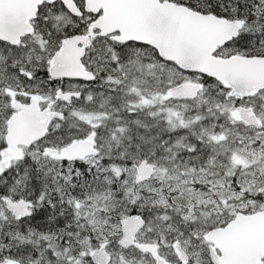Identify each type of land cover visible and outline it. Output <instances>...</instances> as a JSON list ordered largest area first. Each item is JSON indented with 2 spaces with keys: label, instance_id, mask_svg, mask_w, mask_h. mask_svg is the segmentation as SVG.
Segmentation results:
<instances>
[{
  "label": "snow or ice",
  "instance_id": "6c2138e0",
  "mask_svg": "<svg viewBox=\"0 0 264 264\" xmlns=\"http://www.w3.org/2000/svg\"><path fill=\"white\" fill-rule=\"evenodd\" d=\"M0 264H264V0H0Z\"/></svg>",
  "mask_w": 264,
  "mask_h": 264
}]
</instances>
